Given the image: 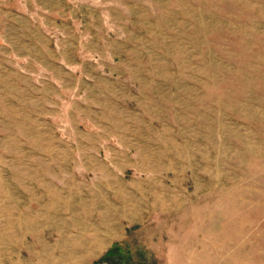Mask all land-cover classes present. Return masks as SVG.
Returning <instances> with one entry per match:
<instances>
[{
  "label": "rangeland",
  "instance_id": "rangeland-1",
  "mask_svg": "<svg viewBox=\"0 0 264 264\" xmlns=\"http://www.w3.org/2000/svg\"><path fill=\"white\" fill-rule=\"evenodd\" d=\"M0 264H264V0H0Z\"/></svg>",
  "mask_w": 264,
  "mask_h": 264
},
{
  "label": "crops",
  "instance_id": "crops-1",
  "mask_svg": "<svg viewBox=\"0 0 264 264\" xmlns=\"http://www.w3.org/2000/svg\"><path fill=\"white\" fill-rule=\"evenodd\" d=\"M110 229H111V228L108 229V231H107V237H106V238H109V239L112 237V235H111V233H110ZM106 238H105V239H106ZM102 247H103V244L100 245V246H98V247H97L95 250H93L92 252H90L89 255H92V254L95 255V254H96V253H97ZM96 251H97V252H96ZM95 252H96V253H95Z\"/></svg>",
  "mask_w": 264,
  "mask_h": 264
}]
</instances>
